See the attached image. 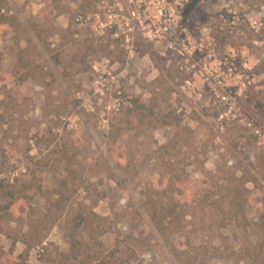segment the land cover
Masks as SVG:
<instances>
[{
  "label": "rangeland",
  "instance_id": "rangeland-1",
  "mask_svg": "<svg viewBox=\"0 0 264 264\" xmlns=\"http://www.w3.org/2000/svg\"><path fill=\"white\" fill-rule=\"evenodd\" d=\"M6 3L24 30L21 48L35 50L36 62L27 82L6 83L10 95L22 103L24 117L32 120V129L40 127L45 132L52 114L58 112L61 128H53L52 132L78 146L87 167L108 163L114 179L105 174L91 178L98 192L107 195L95 208L96 214L111 216L112 204L125 222H131L136 211L146 223L145 231L133 235L140 243L130 239L131 229L126 224H119L106 234L101 239L104 257L111 260L113 255L122 264H177L142 208V184L150 181L158 189L160 180L143 173L131 184L115 165L114 160L127 147L146 152L164 145L171 132V127L152 130L149 123L136 129L131 102L139 98L149 100L153 91L159 113L176 112L182 126L191 130V134L182 133L184 138L189 137L185 150L198 155L203 162L202 168L199 161H194L188 169L194 192L210 185L220 170L237 176L249 170L259 178L252 166L254 155L264 152V0H200L192 10L189 6L181 12L178 27L172 28L175 41L171 38L173 30L158 39L155 28L123 21L124 12L109 11L112 0ZM233 17L235 26L231 25ZM35 21L67 30V44L59 54L66 65L73 64L69 71L76 74L73 82L79 89L63 81V67L56 66L39 45L31 29ZM12 36L7 31L0 33V54L6 72L14 66ZM50 42L55 49L61 45L58 37ZM254 130L260 134L256 135ZM30 154L37 155L35 150ZM19 160L17 156L11 163L18 165ZM39 176L44 190L49 191L53 187L51 174L42 171ZM259 179V197L246 208L251 222L264 219V179ZM248 188L252 189V185ZM82 198L79 193L77 202ZM45 205L43 197L37 198L31 205L32 211L24 210L25 218L39 217ZM224 234L235 250L246 242L239 239L233 227ZM247 238V243L256 242L253 233ZM213 245L218 247V242L213 241ZM0 247V264H64L66 258L62 255L69 252L58 227L50 231L41 245L29 248L18 242L12 254H8L11 242L1 237Z\"/></svg>",
  "mask_w": 264,
  "mask_h": 264
},
{
  "label": "trees",
  "instance_id": "trees-1",
  "mask_svg": "<svg viewBox=\"0 0 264 264\" xmlns=\"http://www.w3.org/2000/svg\"><path fill=\"white\" fill-rule=\"evenodd\" d=\"M199 2L193 0L190 10ZM31 29L52 62L63 67V81L79 89L73 82L76 74L69 71L73 64L66 65L65 58L59 54L67 44V30H56L36 21L31 24ZM6 31L13 35L14 66L9 72L3 70L0 54V79H4L0 82V238L5 237L11 242L8 254H12L18 242L26 243L29 248L41 245L50 231L58 227L69 247L68 254L62 255L66 258L64 264H122L113 255L111 260L104 257L105 245L101 239L119 224H126L131 229L130 239L140 243L133 235L145 231L146 223L136 211L132 221L125 222L112 204L109 208L111 216L95 213V208L107 195L98 192L91 178L105 174L112 180L113 173L106 162L87 167L82 150L52 132L53 128H61L58 112L52 114L53 119L47 122L45 132H41L40 127L32 129V120L24 117L22 103L10 95L6 83L9 80L25 83L33 76L35 50L31 51L28 46L21 48L24 30L10 14L6 0H0V33ZM55 37L61 40L56 49L50 42ZM131 103V117L135 116L132 124L136 122V129L149 123L152 130L171 127V132L164 145L146 152L127 147L125 153L114 160L115 165L131 184L143 173L160 180L158 189L150 181L142 184V208L176 263L264 264V219L251 222L246 216L247 205L260 193L259 178L264 179V152L254 155L252 167L259 178L249 170L240 176L220 170L215 174L217 180L214 176L210 185L194 192L189 184L188 169L194 161H199L202 168L203 162L198 155L185 150L184 143L189 137L184 138L182 133L191 134V130L182 126V119L176 112L159 113L157 95L153 91L149 100L139 98ZM32 150L36 156H31ZM17 156L21 160L14 165L11 161ZM42 171L52 176L53 187L49 191L42 185L39 176ZM249 184L252 189L248 188ZM189 192L192 193L190 196ZM79 193L83 198L77 202ZM39 197L45 199L44 211L35 219L25 218L24 210L32 211L31 205ZM230 227L236 229L239 239L246 241L238 250L229 245L224 234ZM251 233L256 238L254 244L246 240ZM213 241L218 242V247H214ZM2 255L0 247V258Z\"/></svg>",
  "mask_w": 264,
  "mask_h": 264
},
{
  "label": "built area",
  "instance_id": "built-area-1",
  "mask_svg": "<svg viewBox=\"0 0 264 264\" xmlns=\"http://www.w3.org/2000/svg\"><path fill=\"white\" fill-rule=\"evenodd\" d=\"M112 0L111 10L115 9L124 12L121 19L128 23H135L139 27L144 25L153 27L156 30L158 39H163L168 36L169 31L173 30L171 37L175 41V31L172 28H177L181 21V12L190 6L193 0ZM102 5L105 2H101ZM112 11V12H113ZM231 25L235 26L236 18H232ZM128 23H126L128 25ZM253 25H256L254 23ZM170 38V39H171ZM178 40V38H177ZM233 70L229 68L231 73ZM223 100H226L223 98ZM256 135H259V130H254Z\"/></svg>",
  "mask_w": 264,
  "mask_h": 264
}]
</instances>
